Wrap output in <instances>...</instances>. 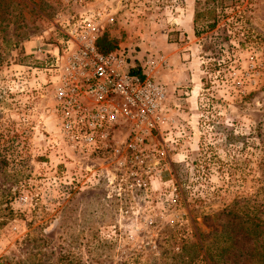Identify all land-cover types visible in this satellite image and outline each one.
<instances>
[{
	"label": "rangeland",
	"instance_id": "obj_1",
	"mask_svg": "<svg viewBox=\"0 0 264 264\" xmlns=\"http://www.w3.org/2000/svg\"><path fill=\"white\" fill-rule=\"evenodd\" d=\"M197 1L0 0V258L23 259L30 235L52 261L209 264L182 247L224 245L236 205L264 222V0H234L199 37ZM98 12L99 38L136 65L167 63V120L137 169L146 191L118 184L109 151L75 150L54 107L62 25Z\"/></svg>",
	"mask_w": 264,
	"mask_h": 264
},
{
	"label": "built area",
	"instance_id": "obj_2",
	"mask_svg": "<svg viewBox=\"0 0 264 264\" xmlns=\"http://www.w3.org/2000/svg\"><path fill=\"white\" fill-rule=\"evenodd\" d=\"M102 17L98 12L62 25L67 41L61 64L49 69L54 107L61 133L75 150L109 151V158L117 159L112 174L118 184L146 191L137 169L148 157L151 131L167 120V91L157 79L167 63L164 57L146 55L136 65L130 54L100 52Z\"/></svg>",
	"mask_w": 264,
	"mask_h": 264
},
{
	"label": "trees",
	"instance_id": "obj_3",
	"mask_svg": "<svg viewBox=\"0 0 264 264\" xmlns=\"http://www.w3.org/2000/svg\"><path fill=\"white\" fill-rule=\"evenodd\" d=\"M226 2H230V5ZM234 4V0H198L193 17L194 35L199 37L213 31L217 26L218 18L222 15L220 14L222 10ZM96 46L103 53H110L117 49V46L106 36L99 38ZM232 208H237V213L232 210L227 212L226 216L231 221H227L220 232L224 245L221 244L216 251H212V247L200 238L195 244L184 246L181 250H186V254L189 251L192 252L191 257L197 252V256L193 259L197 258L209 264H264V229L262 228L264 222L259 218L253 220L237 205ZM234 220H236L235 224L232 222ZM247 242H251L252 246L248 245L245 249L242 244ZM21 243L28 250L25 257L23 259L1 257L0 264H80L78 258L62 252L58 254L55 261H52L51 257L43 251L45 240L41 241L28 235ZM243 248L247 253H244ZM245 254L247 255L243 259ZM188 256H190L189 253Z\"/></svg>",
	"mask_w": 264,
	"mask_h": 264
}]
</instances>
